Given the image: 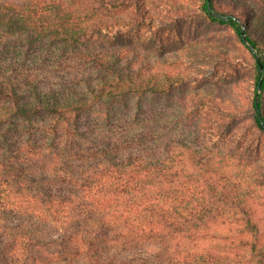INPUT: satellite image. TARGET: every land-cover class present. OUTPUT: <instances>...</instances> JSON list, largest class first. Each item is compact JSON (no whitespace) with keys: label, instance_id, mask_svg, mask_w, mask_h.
<instances>
[{"label":"trees","instance_id":"trees-1","mask_svg":"<svg viewBox=\"0 0 264 264\" xmlns=\"http://www.w3.org/2000/svg\"><path fill=\"white\" fill-rule=\"evenodd\" d=\"M167 1L0 0V264H264L246 179L215 136L176 132L201 107L223 108L193 98L167 119L144 101L189 79L159 78L148 57L114 44L151 32L154 8L188 14ZM198 3L254 58L252 119L264 132L262 22Z\"/></svg>","mask_w":264,"mask_h":264},{"label":"rangeland","instance_id":"rangeland-1","mask_svg":"<svg viewBox=\"0 0 264 264\" xmlns=\"http://www.w3.org/2000/svg\"><path fill=\"white\" fill-rule=\"evenodd\" d=\"M154 1L158 7L161 2H168ZM169 1L170 7L177 5L188 14L181 16L179 12L180 16L167 17L164 8H154L151 32L141 28L117 38L114 44L141 59L148 57V70L159 78L170 73L189 79L168 97L144 101L151 109L168 107L171 113L167 119L173 120L177 111L185 112L177 107L181 102L191 111L193 98L209 102V105L215 102L223 108L218 111L201 107L196 113V123L194 121L189 128L176 124V132H185L186 141L194 139L197 127L208 139L215 136L212 144L226 155L233 172L246 179L244 183L251 192L249 201L264 239V132L255 127L251 104L255 60L236 32L229 25L213 21L199 9L198 0ZM216 4L235 6V15L243 25L248 22L254 27L256 20H260L261 30H264V0H216ZM172 125L170 123L169 128L173 129ZM153 126L162 129V126ZM219 133L223 134L222 142L221 138L217 142Z\"/></svg>","mask_w":264,"mask_h":264}]
</instances>
